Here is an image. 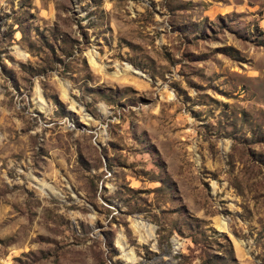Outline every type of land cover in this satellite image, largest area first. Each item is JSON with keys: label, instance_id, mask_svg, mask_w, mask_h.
I'll return each instance as SVG.
<instances>
[{"label": "rangeland", "instance_id": "1", "mask_svg": "<svg viewBox=\"0 0 264 264\" xmlns=\"http://www.w3.org/2000/svg\"><path fill=\"white\" fill-rule=\"evenodd\" d=\"M0 264H264V0H0Z\"/></svg>", "mask_w": 264, "mask_h": 264}]
</instances>
